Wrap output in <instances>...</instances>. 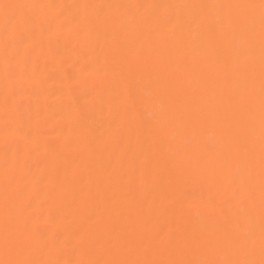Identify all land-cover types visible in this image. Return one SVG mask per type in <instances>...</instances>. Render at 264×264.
I'll list each match as a JSON object with an SVG mask.
<instances>
[{
	"label": "bare ground",
	"instance_id": "obj_1",
	"mask_svg": "<svg viewBox=\"0 0 264 264\" xmlns=\"http://www.w3.org/2000/svg\"><path fill=\"white\" fill-rule=\"evenodd\" d=\"M259 3L0 0V261L260 264Z\"/></svg>",
	"mask_w": 264,
	"mask_h": 264
},
{
	"label": "snow or ice",
	"instance_id": "obj_2",
	"mask_svg": "<svg viewBox=\"0 0 264 264\" xmlns=\"http://www.w3.org/2000/svg\"><path fill=\"white\" fill-rule=\"evenodd\" d=\"M5 10V15H9V11L16 7H23L21 5H10L5 4L2 6ZM235 7L254 9L259 8L260 11V22H261V35L264 39V0H260L259 5L256 4H243L236 5ZM262 131H264V115H262ZM262 207H264V202H262ZM262 252H264V229H262ZM0 264H38L36 261L32 260H8L0 261ZM48 264H56V262H48ZM81 264H141L139 261H129V260H109V261H86L81 262ZM144 264H255V261L251 260H185V261H146ZM260 264H264V259L260 261Z\"/></svg>",
	"mask_w": 264,
	"mask_h": 264
}]
</instances>
